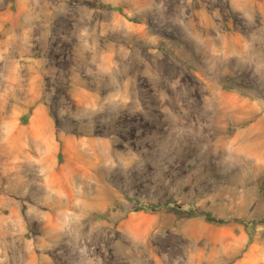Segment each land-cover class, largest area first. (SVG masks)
<instances>
[{
    "label": "rangeland",
    "instance_id": "obj_1",
    "mask_svg": "<svg viewBox=\"0 0 264 264\" xmlns=\"http://www.w3.org/2000/svg\"><path fill=\"white\" fill-rule=\"evenodd\" d=\"M0 264H264V0H0Z\"/></svg>",
    "mask_w": 264,
    "mask_h": 264
},
{
    "label": "trees",
    "instance_id": "obj_2",
    "mask_svg": "<svg viewBox=\"0 0 264 264\" xmlns=\"http://www.w3.org/2000/svg\"><path fill=\"white\" fill-rule=\"evenodd\" d=\"M136 210H139V209H143V210H147L149 209L146 205H139L135 208ZM193 215H203L204 218L210 222H214V223H223L224 220L222 219H219L217 217H215L214 215L210 214V213H207V212H197L196 210H191Z\"/></svg>",
    "mask_w": 264,
    "mask_h": 264
}]
</instances>
